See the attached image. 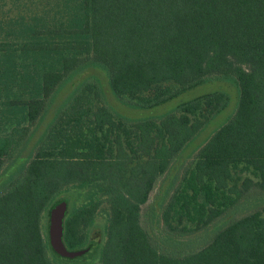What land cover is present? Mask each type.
Returning <instances> with one entry per match:
<instances>
[{"label": "trees", "instance_id": "1", "mask_svg": "<svg viewBox=\"0 0 264 264\" xmlns=\"http://www.w3.org/2000/svg\"><path fill=\"white\" fill-rule=\"evenodd\" d=\"M15 8L0 23V168L6 159L22 163L0 184V264H67L49 257L42 215L68 188L95 185L100 197L62 220L69 251L87 247L105 204L99 264H264V208L230 220L196 251L176 254L191 242L174 238L206 229L252 188L264 193V0H27ZM90 69L140 109L215 79L237 88L234 112L197 149L162 207V245L175 254L160 251L143 228V207L229 95L215 91L159 119L125 121L88 76L57 103ZM246 170L256 181L241 176Z\"/></svg>", "mask_w": 264, "mask_h": 264}, {"label": "rangeland", "instance_id": "2", "mask_svg": "<svg viewBox=\"0 0 264 264\" xmlns=\"http://www.w3.org/2000/svg\"><path fill=\"white\" fill-rule=\"evenodd\" d=\"M32 1L34 2V0ZM24 3L26 4L27 0H0V23L6 22L8 16L14 15V13H16L15 7L18 5L19 9ZM33 8L34 6L31 7V10H33ZM22 10H25L23 9V6ZM88 76H94L98 79L104 104L116 116L125 121L159 119L167 112L174 110L175 107L181 102L191 100L207 93L224 91L229 95V103L226 108L221 113L214 116V118H212L206 124L204 129L175 158L168 170L156 182L149 195L147 204L145 207H143L141 214L142 226L151 235L153 240L156 241V246L158 249H160V251L166 250L170 253L176 252L177 250L174 251L173 249V251H171L169 247L164 248V245H162V243L166 241L167 238H169L166 235L160 220L162 207L166 204L171 194L178 187L185 169L189 167L191 163H193V158L197 149L204 142H206L212 132L221 124H223L234 112L237 101V88L232 81L215 79L192 90L179 94L174 99H171L157 107L151 109H140L129 106L126 102V99L120 100L112 94L107 83L106 75L103 71L100 69H90L80 75H76L70 83L65 85L56 96V102H61L72 90L74 85L82 82ZM50 118L51 115H48L43 121H41L38 132L43 129ZM13 162V158L10 160H4L2 167L0 168V184L11 174L15 173V171L19 168V165L22 163V161L19 159L14 163ZM241 176L249 177L253 181H256V178L252 175L250 170L244 171ZM101 190L102 188L100 185L91 186L85 190H78L70 187L54 202L47 212L42 215L41 232L49 245V257L58 259L67 264H99V247L103 242L104 225L108 217V208L105 204L101 205L95 215L94 224L89 233L90 240L86 248L73 252V254H62L53 247L51 235L52 226L56 222V209L60 208L59 216L62 213L65 215L71 207L78 206L90 199L100 197ZM263 208L264 193H262L257 188H252L244 195V197L239 200L235 207L228 210L222 217L217 219L206 229L186 237H174L183 243L191 242L190 248L188 247L184 250L180 249V252H177L176 254H186L187 252L198 250L208 242L216 230L224 227L230 220L244 216L255 210H261Z\"/></svg>", "mask_w": 264, "mask_h": 264}, {"label": "water", "instance_id": "3", "mask_svg": "<svg viewBox=\"0 0 264 264\" xmlns=\"http://www.w3.org/2000/svg\"><path fill=\"white\" fill-rule=\"evenodd\" d=\"M60 208L56 209V222L52 226V235H51V242L54 248H56L62 254H73L76 251H69L67 250L62 241H61V234H62V220L64 218V213L59 216Z\"/></svg>", "mask_w": 264, "mask_h": 264}]
</instances>
